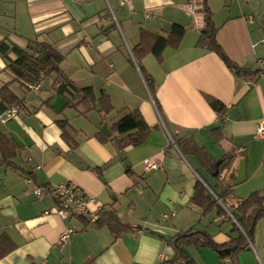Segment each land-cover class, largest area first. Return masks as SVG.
Segmentation results:
<instances>
[{"label":"crops","instance_id":"obj_1","mask_svg":"<svg viewBox=\"0 0 264 264\" xmlns=\"http://www.w3.org/2000/svg\"><path fill=\"white\" fill-rule=\"evenodd\" d=\"M82 2L0 0V42L26 48L28 42L52 34L53 44L65 55L61 64L65 74L78 87L91 86L97 97L107 94L112 106L106 112L102 102L94 108L84 102L57 112L51 102L61 84L54 79L50 90L36 92L37 98L19 95L13 86L21 83L0 56V89L8 85L23 101L17 118L0 122V135L17 144L12 164L0 166V235L6 233L16 245L0 264H189L187 257L195 264H221L211 247H177L175 237L192 229L208 233L218 244L230 242L239 231L231 215L219 214L217 208L204 215L191 204L203 177L219 192L222 187L214 171L195 158V166L189 161L172 133L179 139L193 137L216 162L236 154L233 169L221 178L233 186L229 204L264 188V140L256 138L264 115V78L258 76V61L264 60V0L258 15L240 2L227 11L228 5L216 10L214 1L208 0L219 44L233 62L252 71L247 75L235 74L219 55L199 46L206 24L204 0H126L124 5L114 0L117 13L107 10L105 0H87L86 7ZM189 3L199 6L196 17L186 10ZM147 9L153 13L148 19ZM124 25L133 42L132 54L142 30L168 36L174 25H180L186 32L178 47L164 50L162 61L147 53L139 64L134 55L130 59L116 51L112 41L122 37ZM97 80L102 81L100 94ZM206 95L225 104L224 119ZM135 110L152 131L143 144L123 149L117 141L123 135L113 125ZM60 120H68L75 129V148L63 137ZM243 158L246 178L233 185ZM146 159L159 167L147 170ZM59 183H74L95 199L92 210L116 211L135 231L115 237L107 224L92 226L79 214L67 219L46 214L57 206L48 190ZM36 187L42 188V196L35 194ZM68 227L78 231L61 245L60 235ZM238 259L239 264H264V219Z\"/></svg>","mask_w":264,"mask_h":264},{"label":"trees","instance_id":"obj_2","mask_svg":"<svg viewBox=\"0 0 264 264\" xmlns=\"http://www.w3.org/2000/svg\"><path fill=\"white\" fill-rule=\"evenodd\" d=\"M203 9L206 24L201 32L198 42L199 46L205 47L219 55L227 67L235 74H251L252 71L250 69L241 68L233 62L219 44L217 40L218 27L214 21L213 12L208 5V0H204ZM185 32V28L180 25H174L168 36L153 34L147 30H142L141 42L136 48L132 49L135 60L140 64V61L147 55V53H152L159 61H162L164 50L169 46L178 47ZM11 54H15L16 57L12 58ZM0 56L5 60L7 69L14 74L15 78L20 81L22 86L28 88L29 84L41 83L45 77L55 75V81L57 83L66 84L64 94H68L67 98L70 101L67 107L76 108L80 103L85 102L94 108L97 102H102L105 108H103V110L110 112L112 109L107 94L103 93L101 97H97L95 90L91 86L82 88L78 87L73 80L65 74L61 67L65 55L53 43L32 40L28 42L26 48H23L14 42L4 40L0 42ZM141 72L144 74L143 69H141ZM148 86L153 94V85L148 83ZM153 96L157 108L162 115L160 105L154 94ZM0 97V112L5 111L13 105L23 103L22 98L18 97L8 85L0 89ZM206 99L211 107L219 114L221 119H224L226 116L225 104L209 95H206ZM106 103H108V105H106ZM164 121L168 126V122L165 118ZM58 125L62 130L63 137L73 148H75L77 146V141L74 136L75 129L73 126L68 120H60ZM113 129L115 132L123 135V138H118L117 140L120 147L123 149L129 145L139 146L143 144L152 131V127L145 121L139 110L132 111L120 118L114 123ZM172 136L181 152L186 157L193 156L202 167L214 171V176L219 179L218 181L222 187V191L219 192L216 187L212 186L208 180L203 177V179L199 180L196 184L191 204L201 209L204 215H207L217 208L219 214L222 215L228 216L230 215L229 211L237 210L242 216L240 223L235 224L239 234L236 237H232L230 242L226 244H218L208 233L192 229L188 232L178 234L175 237L178 249L181 250L182 245L196 246L199 248L211 247L219 253L221 264H239V253L247 249L251 245V241L253 243L256 226L261 219H264V188L253 192L248 197L240 200L237 204H229L227 196L231 195L233 186L221 178L223 173H227L233 169L236 154L231 153L224 156L221 160L222 163L217 167V162L211 158L205 148L196 143L193 137L189 136L179 139L173 133ZM216 137H220L218 132L216 133ZM0 149L3 155L0 160V166L11 165L12 159L16 155V142L0 135ZM217 170H219V173L215 175ZM89 223L96 227L107 224L115 237H118L123 233L135 231L134 227L122 222L116 211H102L100 219L97 222ZM15 247L16 245L9 235L6 233L0 235V259L5 257ZM231 247H237V250L231 252L229 251V248ZM227 259L229 260L228 262L226 261ZM187 260L189 261V264H195L193 260L188 257Z\"/></svg>","mask_w":264,"mask_h":264},{"label":"built area","instance_id":"obj_3","mask_svg":"<svg viewBox=\"0 0 264 264\" xmlns=\"http://www.w3.org/2000/svg\"><path fill=\"white\" fill-rule=\"evenodd\" d=\"M120 2L122 5H124L126 3V0H120ZM186 10L194 17H196L199 11V6L195 3H189L187 5ZM151 15H153L151 9H147L145 13V18L148 19ZM258 66V76L260 78H264V60L260 59L258 61ZM28 88L29 90H33L37 93H40V91L42 90V84H29ZM20 110L21 109L19 105H13L7 108L5 111L0 112V122L2 124H6L10 120L17 118L20 114ZM256 138L259 140H264V115L258 122ZM145 167L147 170L156 169L159 167V164L157 162H153L149 159H146ZM28 182L31 183V180H28ZM48 191L55 196L57 200V206H55L51 211H46V214L54 213L59 215L63 219H67L71 215L79 214L84 217H87V219L91 223H95L100 219L101 212L97 210H92L90 207V203L93 202L95 199L86 196V194H84L74 183L53 184L50 186ZM34 192L37 196H42V188L36 187ZM165 217L168 218L169 215L166 214ZM232 218L235 220L234 217ZM77 231L78 230L74 227L66 228L60 235L59 244L64 245L70 242V240L77 233ZM250 243L252 244V241ZM226 261L228 262L229 260L227 259Z\"/></svg>","mask_w":264,"mask_h":264},{"label":"rangeland","instance_id":"obj_4","mask_svg":"<svg viewBox=\"0 0 264 264\" xmlns=\"http://www.w3.org/2000/svg\"><path fill=\"white\" fill-rule=\"evenodd\" d=\"M83 2H82V4H84V6L86 7L87 6V0H82ZM214 1V7H215V9L217 10V9H221L225 4L226 5H228V6H226V7H224V8H226V10L227 11H229V10H231L233 7H235V6H237L238 5V2H240V3H242L243 5L245 4L247 7H251L252 8V11L255 13V14H257L258 15V13H260V7H259V5H261V6H263V0H213ZM100 2H102V1H100ZM105 2H106V5H107V10L109 11V9H110V11L112 12V13H114V12H116L117 13V7H116V5H115V3H114V0H105ZM81 4V5H82ZM97 7H100V9H99V11H102V9H101V3H99L98 5H97ZM223 8V9H224ZM117 16H118V14H117ZM102 18V17H101ZM122 29V28H121ZM82 31H83V29H82ZM78 36H80L79 34H77ZM83 35H85L84 33H83ZM43 38L41 39V41H49L50 43H53V36H52V34H47V35H41ZM121 38L119 39V40H117L116 38L115 39H112V41H114V42H116L117 43V47H116V51H118V52H121V53H124L125 52V54H126V57H130V59H133V54L131 53V47H133V42H132V40L130 39V34H129V32H128V30L126 29V26L124 25V28L122 29V31H121ZM25 47H27V46H25ZM90 47V46H89ZM120 53V54H121ZM122 55V54H121ZM153 56V55H152ZM80 59H82V57H79ZM151 58H153V57H151ZM83 60H84V58H83ZM65 66H67V63H66V65ZM137 68V71H138V73H139V76L141 77V80H142V82H143V85L145 86V88H146V83H145V81H144V79H143V77H142V75H141V73H140V71H139V69H138V67H136ZM85 74V73H84ZM54 79H55V75H51V76H47V77H45L43 80H42V82H41V84H42V86L44 87V89H43V87H42V90H44L45 92L46 91H48V90H50L51 88V84H52V82L54 81ZM85 82V81H84ZM86 84L88 83V82H85ZM90 83V82H89ZM95 83V87H96V89H97V94H100L101 93V84H102V81H100V80H97V82H94ZM62 85V84H61ZM61 85H60V87L59 88H61ZM15 89H16V91L19 93V95H24V96H26V97H28L29 99H33V98H37L38 96L36 95L37 93L35 92V91H33V90H29L27 87H25V86H21L20 84H19V82H16L15 84H14V86H13ZM58 88V89H59ZM41 90V91H42ZM146 90H147V92H148V89L146 88ZM40 91V92H41ZM69 108H73V107H69ZM70 110H68V112H69ZM194 158L195 157H189V161L193 164L195 161H194ZM194 165V164H193ZM195 166V165H194ZM222 224V223H221ZM238 224V223H237Z\"/></svg>","mask_w":264,"mask_h":264},{"label":"water","instance_id":"obj_5","mask_svg":"<svg viewBox=\"0 0 264 264\" xmlns=\"http://www.w3.org/2000/svg\"><path fill=\"white\" fill-rule=\"evenodd\" d=\"M65 88H66V84L62 83L61 88L58 89L57 93L54 96L53 101L51 102V107L54 110H56L57 112L63 111L64 108L70 103L69 99L64 96ZM105 129L106 128L104 127V130ZM221 163H222L221 160L219 162H217V167H219V165ZM218 173H219V170H217L215 175H217ZM246 174H247V172H246V161L243 158L239 162L238 175H237V177H234L233 185H238L241 182H243L246 178ZM230 214L232 217L235 218V221L239 224L241 219H242L241 214L237 210L230 211ZM236 250H237V247L229 248V251H231V252H234Z\"/></svg>","mask_w":264,"mask_h":264}]
</instances>
